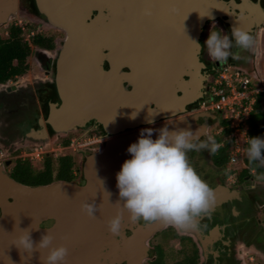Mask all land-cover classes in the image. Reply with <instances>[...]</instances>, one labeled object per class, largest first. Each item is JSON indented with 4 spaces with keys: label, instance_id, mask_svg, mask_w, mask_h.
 <instances>
[{
    "label": "water",
    "instance_id": "water-1",
    "mask_svg": "<svg viewBox=\"0 0 264 264\" xmlns=\"http://www.w3.org/2000/svg\"><path fill=\"white\" fill-rule=\"evenodd\" d=\"M40 3L47 22L66 33L57 81L63 103L60 109L52 110L51 122L63 119L64 130L68 132L97 118L109 134L145 124L141 119L146 117L142 115L130 121L124 112H106L103 117L96 114L101 106L117 101V94L140 106L137 95L143 82L155 94L168 90L164 85L169 84L170 96L176 95L172 86L182 77L190 80L184 86L192 82L201 85L204 76L200 73L198 40L202 28L207 20L227 9L222 0H40ZM149 5L154 14L145 17L142 10ZM170 6L176 9L174 15L167 14ZM17 7L18 0H0V24L15 18ZM258 12L264 17V12ZM105 60L109 63L108 70L103 68ZM87 62L95 78L90 83L84 71L87 65L81 66ZM152 79L166 83L159 89L151 84L146 86ZM134 102L133 112L139 111ZM190 123L176 120L148 128L167 127L170 131L180 128L193 133L199 130V138L206 134L205 127L196 128ZM141 130L107 141L98 152L88 156L81 169L83 185L61 181L31 187L14 181L0 169V264H43L48 249H38L36 245L47 234L53 238L50 247L67 248L65 264H140L149 237L170 225L162 220L145 226L130 222L129 213L116 204L119 200L116 173L125 160L131 159L127 149L137 142ZM157 134L154 131L152 139ZM84 203L96 207L93 218L82 213ZM118 214L121 230L114 236L107 230L106 222ZM48 221L53 224L41 229ZM126 229L131 231L129 237L125 236ZM24 230L30 232L34 242L32 252L18 248V238L25 235Z\"/></svg>",
    "mask_w": 264,
    "mask_h": 264
},
{
    "label": "flooded vegetation",
    "instance_id": "flooded-vegetation-1",
    "mask_svg": "<svg viewBox=\"0 0 264 264\" xmlns=\"http://www.w3.org/2000/svg\"><path fill=\"white\" fill-rule=\"evenodd\" d=\"M222 1L226 3L227 9L220 16L205 22L198 40L200 45V73L204 76L201 85L192 82L184 86L186 82H190L186 76L173 84L172 87L176 92L175 96L173 94L169 95V89L172 90V88H169V84L164 85L165 88L168 87V90L156 91V94L146 90L143 94L139 93L140 96L137 95L139 101H141L140 106L133 101L137 105V110H139H135V112L132 109L133 102H123L119 99L113 101L112 105L107 103L104 107L101 106L96 110V114L101 113V117L106 112L112 114L120 112L121 114V112L126 113L128 109L133 115L143 111L144 117H146L141 119L145 121V124L135 129L109 134L97 118H91L83 126L68 132L64 130L65 125L60 122L63 121L64 123L63 119L58 118L59 124L51 122L52 110L60 109L63 103L58 93L57 81L58 61L66 40V33L47 22L42 12L40 0H36L40 16L35 17V19L44 25H49L61 31L63 36L53 35L55 41L52 50L35 49L36 69L39 74L34 75L33 81L25 82V75H23L24 80L19 77L20 79L16 78L0 84V150L10 153L38 147L46 148V146H49L48 141L54 143L55 140H58V136H64L63 141L67 140V143L64 144L63 141L56 143L55 141L53 145L56 146L57 144V146L53 149L57 150L58 148L57 151L59 152L72 151L73 149L69 146L72 140L75 139L77 143L86 140L87 145L83 149L73 150L80 157L79 164L70 155L73 160L74 176L76 178L73 183L83 185L81 169L85 159L98 152L107 141L130 132L176 120H188L196 128L205 127L206 134L199 138L200 141H205L208 137L215 139L220 133L217 131L220 125L219 116L215 112L200 109L201 102L208 98L212 77L223 67L236 69L246 77L264 73V50L261 45L264 35V17L258 12V10L264 12V0ZM20 12L25 14L21 9V0H18L17 14ZM14 20L15 18L11 17L7 23L0 24V27H8L12 23L16 24ZM213 27L229 35H231L232 28L239 27L252 35L255 42L254 46L251 50L242 52V59L240 60L229 58L225 63L211 60L204 46ZM32 34L34 35V33ZM58 39L60 40V47L57 50L55 45H57ZM233 51H236V49H233ZM169 54L168 51L167 55ZM84 65H87L84 67V71L87 73L85 76L88 78V83H90V81L95 80L94 73L91 71L89 62L83 63L81 66ZM108 65V61L105 60L104 70H108ZM123 71H127V69L124 68ZM156 81L157 79L149 80V82H146V86L151 84L159 89L160 85L166 83L165 80H159L158 83ZM103 97L106 96L103 95ZM107 97L109 96L107 95ZM136 101L139 102L138 99ZM152 119H154L153 122L149 124L147 121H152ZM75 134L76 137L70 139V136ZM206 150L189 151L187 155L191 166L201 179L213 189V192L216 190L210 212L198 220L196 229L182 230L169 225L153 233L149 237L145 256L140 264L156 263L159 255H162L164 264H193L190 260L194 259L192 258L194 252L197 256L194 264H254L257 258L264 261V186L253 175L240 178L239 171L241 168L234 172L228 170V167H226V170L216 168L211 160V151ZM205 153L207 154L206 158L204 157ZM48 154L46 153L44 159L49 157ZM61 156L64 155L57 158ZM18 160L31 162L29 159H16L15 162ZM7 162L10 164L9 161H5L0 165V169L9 176L12 169L7 172L9 166L6 165ZM201 162L210 164L212 171L209 173L200 164ZM152 222L154 221L145 222L141 220L137 223L145 226ZM52 224L53 221H48L40 227L45 229ZM130 235L131 231L126 229L125 236L129 237Z\"/></svg>",
    "mask_w": 264,
    "mask_h": 264
},
{
    "label": "clouds",
    "instance_id": "clouds-1",
    "mask_svg": "<svg viewBox=\"0 0 264 264\" xmlns=\"http://www.w3.org/2000/svg\"><path fill=\"white\" fill-rule=\"evenodd\" d=\"M175 12L174 7L167 9L168 15ZM153 14L151 5L142 10L145 17ZM254 43L252 35L239 27L232 28L231 35L213 27L204 49L211 60L225 63L229 58L242 59L241 53L251 50ZM147 122L151 124L153 121ZM154 131L158 133L156 139H152ZM247 145L245 153L255 179L264 182V172L257 173V168H264V137L248 138ZM219 147L212 137L200 141L199 130L195 133L180 128L170 131L167 127L141 130L137 142L127 149L131 159L125 160L116 173L119 195L116 204L129 213V220L133 223L162 220L177 229H196L198 220L210 212L214 192L191 166L187 153L202 149L216 152ZM81 211L93 218L96 207L84 203ZM106 227L112 235H119V214L108 220ZM22 232L25 235L18 238V248L32 252L34 242L30 232ZM52 239L48 234L43 235L36 245L38 249H48L43 264H65L67 248L50 247Z\"/></svg>",
    "mask_w": 264,
    "mask_h": 264
},
{
    "label": "trees",
    "instance_id": "trees-1",
    "mask_svg": "<svg viewBox=\"0 0 264 264\" xmlns=\"http://www.w3.org/2000/svg\"><path fill=\"white\" fill-rule=\"evenodd\" d=\"M21 9L27 15L32 17H39L40 13L37 10L36 0H21ZM24 28L26 31L28 27H20L14 23L7 27L6 36H0V84L7 83L10 80L22 77L29 70L28 58L32 53V47L39 49L52 50L54 48L53 37L45 34H34L27 41L24 38ZM59 119H56L58 123ZM61 124L65 125L63 121ZM59 124V123H58ZM223 125V124H222ZM221 124L219 125V127ZM229 133V130L224 128L215 141L220 147L216 152H211V160L216 168L226 170L228 163V153L230 140H224V137ZM264 137V94H259L256 97L253 111L248 120L247 138ZM64 144L67 140L63 141ZM246 143V148H247ZM264 172V168H257V173ZM229 173H231L229 171ZM228 173V174H229ZM240 178L247 175L255 174L251 170L247 157L244 158L243 167L239 171ZM9 177L14 181L23 185L35 187L48 185L54 182H74V164L70 155H64L56 160L47 157L43 160L42 168L35 169L31 162L25 160L16 161ZM162 255L153 264H164ZM194 259L190 260L191 263L196 261V252H194ZM190 263V262H189Z\"/></svg>",
    "mask_w": 264,
    "mask_h": 264
},
{
    "label": "built area",
    "instance_id": "built-area-1",
    "mask_svg": "<svg viewBox=\"0 0 264 264\" xmlns=\"http://www.w3.org/2000/svg\"><path fill=\"white\" fill-rule=\"evenodd\" d=\"M209 88L208 98L201 102L200 109L218 114L221 124L219 132L224 128L229 130L224 137V140L231 141L227 167L234 172L243 167L244 158L247 157L245 149L248 139V120L256 97L264 94V73L246 77L236 69L223 67L212 77ZM69 146L75 150L80 144L74 139ZM42 151L44 148L38 147L30 150L29 153L26 151L17 159L32 161L42 155ZM6 155L5 152H0V165L8 160Z\"/></svg>",
    "mask_w": 264,
    "mask_h": 264
},
{
    "label": "rangeland",
    "instance_id": "rangeland-1",
    "mask_svg": "<svg viewBox=\"0 0 264 264\" xmlns=\"http://www.w3.org/2000/svg\"><path fill=\"white\" fill-rule=\"evenodd\" d=\"M15 23L16 25L20 26V27H28L30 30L29 31H26L27 28H24L25 32H24V38L25 40H29L30 37L33 35L32 33L36 34L37 32L38 33H42V34H45L47 36H51V37H55V36H63L62 32L61 31H58L56 30L55 28L53 27H50L49 25H44L42 22H40L39 20L35 19V17H32L30 15H27L26 13H18L17 16L15 17ZM7 27H0V36H6L7 34ZM57 32H58V35H57ZM53 33V34H51ZM55 34V36H53ZM60 40H61V37H60ZM60 40L58 39L57 41V45H55V49L57 48V50L59 49L60 47ZM55 41V40H54ZM56 43V42H55ZM262 48L264 50V35H263V38H262ZM35 49H37L36 47H32V53L30 54L29 58H28V64H29V70L28 72L25 74V82H30V81H33L32 79H34V75H37L39 74V71L36 69V61H35ZM53 53V52H52ZM30 72V73H29ZM23 79V77H21ZM20 79V78H19ZM18 79V80H19ZM23 79V80H24ZM36 79V78H35ZM218 127V126H217ZM220 129V127H219ZM219 129H217V131H219ZM76 137V134L75 135H71L70 136V139H74ZM58 140H55L56 143H59L61 141H63L64 139V136H58L57 137ZM54 141V143H55ZM49 144V146L46 148H44V151L43 154L38 157V158H34L31 163L33 165V167L37 170V169H41L42 168V163H43V159L44 157H46V153L48 154L47 156L49 157H53L52 159L56 160V158L60 155H71L74 159H75V162H77V164H79V155L75 154L74 151L72 150H68V151H62V152H59V151H54L53 148H55L57 146L53 145V141H48L47 142ZM80 144V149H83L85 147V145L87 144V141L84 140V141H80L78 142ZM78 148V149H79ZM32 150V149H29V150H25V151H21V150H18V151H12L10 153L6 152V157H8V160L10 162L9 166L7 167V172L10 171V169H12L14 167V163L15 160L17 158H20L22 156L23 153H25L26 151L29 153V151ZM53 150V151H52ZM207 151V150H206ZM0 152H4V151H0ZM74 153V154H73ZM204 157L206 158L207 157V154L205 153ZM204 158V160H205ZM206 162H201L200 164L204 166L205 169L208 170V172L210 173L212 171L211 169V166L210 164H205ZM242 166V165H241ZM210 168V169H209ZM262 185L264 186V182H261ZM169 258V257H168ZM254 264H264V261L260 260L259 258L256 259V262Z\"/></svg>",
    "mask_w": 264,
    "mask_h": 264
},
{
    "label": "bare ground",
    "instance_id": "bare-ground-1",
    "mask_svg": "<svg viewBox=\"0 0 264 264\" xmlns=\"http://www.w3.org/2000/svg\"><path fill=\"white\" fill-rule=\"evenodd\" d=\"M147 85H148V84H147ZM143 86H144V82L141 83V86L139 87V89H141V90H139V92H138V95H139V96H140L139 93L143 94L144 91H145V92H146V90L149 91L147 87H145V86L143 87ZM120 94H121V93H119V94L117 95L120 101H123V102H124V101H128V100L123 99V98L121 99V97H122L123 95L121 96ZM118 102H119V101H118ZM128 103H129V102H128ZM125 114H126V115H129V117H130L129 120H130V121H131V119H135V118H137L139 115H142V116L145 115V114L143 113V111H141L140 113H138V114H136V115H133V113L130 112V109H128L127 112H126ZM140 118H141V117L139 116L138 119H140ZM138 119H137V120H138ZM165 124H167V123H165ZM161 125H163V124H161Z\"/></svg>",
    "mask_w": 264,
    "mask_h": 264
},
{
    "label": "snow or ice",
    "instance_id": "snow-or-ice-1",
    "mask_svg": "<svg viewBox=\"0 0 264 264\" xmlns=\"http://www.w3.org/2000/svg\"><path fill=\"white\" fill-rule=\"evenodd\" d=\"M152 2H160V0H152Z\"/></svg>",
    "mask_w": 264,
    "mask_h": 264
}]
</instances>
